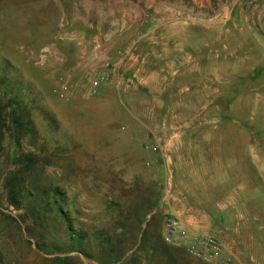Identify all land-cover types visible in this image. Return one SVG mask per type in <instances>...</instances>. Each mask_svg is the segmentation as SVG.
Segmentation results:
<instances>
[{"label": "rangeland", "instance_id": "rangeland-1", "mask_svg": "<svg viewBox=\"0 0 264 264\" xmlns=\"http://www.w3.org/2000/svg\"><path fill=\"white\" fill-rule=\"evenodd\" d=\"M107 57L118 60L110 81L87 94ZM0 68L26 86L48 146L20 172L25 190L56 185L91 231L135 181L159 183L162 213L189 184L236 263L264 264V0H0ZM15 154L6 139L0 179ZM3 214L25 225L4 197ZM12 225L11 264H99L40 250Z\"/></svg>", "mask_w": 264, "mask_h": 264}, {"label": "trees", "instance_id": "trees-1", "mask_svg": "<svg viewBox=\"0 0 264 264\" xmlns=\"http://www.w3.org/2000/svg\"><path fill=\"white\" fill-rule=\"evenodd\" d=\"M18 83L0 68V155L6 139L16 147L10 160L13 168L0 179V201L4 197L15 208H25V216H21L23 227L13 216L0 215V264H11L6 229L13 223L20 234L25 231L33 237L40 250L75 251L99 264H203L194 262L183 246L163 240L159 183L135 181L126 190L112 194L105 202L106 217L93 224L91 231L83 229L71 216L73 201L62 195L56 185L29 183L25 190L20 172H31L39 165L46 158L44 151L48 146L30 117L32 101L28 93H23L26 86ZM55 259L64 262L71 257Z\"/></svg>", "mask_w": 264, "mask_h": 264}, {"label": "built area", "instance_id": "built-area-1", "mask_svg": "<svg viewBox=\"0 0 264 264\" xmlns=\"http://www.w3.org/2000/svg\"><path fill=\"white\" fill-rule=\"evenodd\" d=\"M117 61L116 59L114 62L113 59L107 57L91 74L85 88L87 94L95 95L103 85L110 81ZM64 89L63 86L62 90ZM143 147L153 151L157 150V142L153 144L150 140H145ZM161 232L166 243L183 246L193 257L206 264H237L221 239L209 233H194L187 230L181 218L173 212H163Z\"/></svg>", "mask_w": 264, "mask_h": 264}, {"label": "crops", "instance_id": "crops-1", "mask_svg": "<svg viewBox=\"0 0 264 264\" xmlns=\"http://www.w3.org/2000/svg\"><path fill=\"white\" fill-rule=\"evenodd\" d=\"M186 197H180L173 195L170 200L165 201V209L163 212H173L179 216L187 228V230L194 233H209L212 235H217L220 239L221 236L217 233V227H219V222L216 216L210 212H204L196 207V202L191 198L189 184L186 189ZM193 195V193H192ZM223 242V240H222ZM227 247L228 251L233 255L234 259L239 262L237 252L234 248H231L229 244L225 241L223 242Z\"/></svg>", "mask_w": 264, "mask_h": 264}]
</instances>
